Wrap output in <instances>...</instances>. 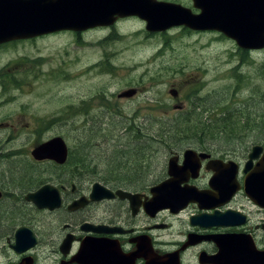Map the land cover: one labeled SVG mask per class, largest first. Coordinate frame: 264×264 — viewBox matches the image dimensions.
Masks as SVG:
<instances>
[{
	"label": "flooded vegetation",
	"instance_id": "flooded-vegetation-1",
	"mask_svg": "<svg viewBox=\"0 0 264 264\" xmlns=\"http://www.w3.org/2000/svg\"><path fill=\"white\" fill-rule=\"evenodd\" d=\"M153 1L161 3L158 7L167 5V13L178 10L185 15L173 18L178 23L167 29L148 31L150 34L214 33L231 40L241 56L257 51L239 46L224 32L255 30V14L256 11L264 13V0ZM93 4V0H89V5L93 7ZM202 11L212 12L204 28H192L191 22L189 26L186 24L190 15L194 19ZM112 18V23L85 31H113L118 23L132 18L146 24L136 15L115 14ZM166 19L165 16L159 21L166 24ZM85 31L70 32L78 40ZM46 35L5 41L0 43V49ZM171 89L175 91L172 109L183 110L177 89ZM6 90L0 88V107L15 100L16 95ZM9 90L21 92L15 88ZM193 91L195 94L190 95L188 101L193 95L201 98L196 89ZM197 103L188 107L193 108ZM14 104L16 102L11 106ZM69 108L79 113L77 107ZM67 119L62 109L47 115L44 110L22 106L13 110L0 108V264H149L150 261L156 263V259L166 264L174 263L175 259L177 264H213L205 260L218 253L217 238H225L239 250L250 243L264 251V197L252 196L249 185H245L249 176L259 171L256 167L261 165L262 152L248 167L252 146L240 156L215 153L206 145H188L170 152L169 156L176 157L175 165L181 167L179 186L189 195L182 196V200L172 206L160 208L151 201L150 189L168 177L167 164L165 175L158 180L144 182L142 176L138 185L124 184L122 179L100 181V187L91 196L95 182L88 183L86 178L79 177L78 158L68 161L67 141L62 134L48 136L47 133L48 128H62ZM58 136L67 145L63 163L33 156V149ZM257 144L264 148V139ZM186 149L193 151L184 161ZM213 213H228L234 225H202L203 216ZM166 235L170 238H165Z\"/></svg>",
	"mask_w": 264,
	"mask_h": 264
},
{
	"label": "rangeland",
	"instance_id": "rangeland-1",
	"mask_svg": "<svg viewBox=\"0 0 264 264\" xmlns=\"http://www.w3.org/2000/svg\"><path fill=\"white\" fill-rule=\"evenodd\" d=\"M147 32L132 18L78 40L61 30L0 49V88L16 95V104L1 110L62 109L66 123L48 128V136L62 134L68 161L86 160L79 177L88 183L120 177L138 185L140 175L153 182L165 175L170 152L188 145L240 156L263 142L264 49L241 56L219 34ZM130 88L135 95L117 96ZM171 88L183 110L172 109ZM194 89L201 98L190 103ZM224 109L234 111L230 117L243 130L222 132Z\"/></svg>",
	"mask_w": 264,
	"mask_h": 264
},
{
	"label": "water",
	"instance_id": "water-1",
	"mask_svg": "<svg viewBox=\"0 0 264 264\" xmlns=\"http://www.w3.org/2000/svg\"><path fill=\"white\" fill-rule=\"evenodd\" d=\"M93 2L94 4L92 7L89 5V0H0V43L12 39L28 38L61 29L80 31L93 25L90 17L99 18V20H103L101 23H106V19L109 15L113 14V11H121L122 9L125 12L136 14L146 20V29L148 30H161L172 24L178 23L177 21H173V18H175L174 14H178L177 12L172 13V17L170 14L166 15V20L172 21H167L166 24H163V22L161 23L159 19L164 18L165 15L163 14L161 16L159 9L164 12L167 8L158 7V4L161 3H156L153 0H93ZM255 15V30L243 34L225 31L224 34L235 39L239 46L248 48L263 47L264 27H262V25L264 26V22L262 21H264V15L258 11ZM209 16L210 15L206 16L203 14L200 16L199 14L195 17L197 18L196 21L195 18L193 20V16L190 15L189 22L186 24L188 25L191 22L190 27L192 28H204V23L208 20ZM241 35L243 36L241 37ZM134 92V89H128L121 92L119 96H131ZM171 93L175 95V91H171ZM261 151L262 147L260 145L252 146L248 154L247 167ZM191 153L192 150L190 149L184 151V161H187ZM32 154L38 159L47 158L53 159L58 163H63L66 159L67 150L61 137H53L33 149ZM175 158L176 157H170L168 160V177L150 189L152 195L151 201L153 200L154 203H158L160 208L174 205L180 201L179 196L187 194H179L180 186L178 187L177 185L181 183V180L178 178L181 167L175 165ZM260 162L261 165L256 167L259 171L253 172L249 176V179H247L248 181L245 182V185H249V193L252 196L264 197V151ZM251 179H255L256 181ZM97 187H100V184L94 183L92 194ZM117 193L124 196H132L127 192L117 191ZM201 224L204 226L234 225V222L230 220L228 213H213L204 215ZM217 239H215V241L219 248L218 253L205 261H209L213 264H264V251H258L251 246L250 243L249 245H243V249L239 250L235 246H232L231 243H227L225 238H219V241ZM165 257L169 258L170 255H165ZM204 258L206 259V257ZM150 260L152 259L150 258ZM156 263L165 264L164 262L158 263L157 259ZM156 263L152 261L149 262V264ZM168 264H177V259H175L174 263Z\"/></svg>",
	"mask_w": 264,
	"mask_h": 264
},
{
	"label": "trees",
	"instance_id": "trees-1",
	"mask_svg": "<svg viewBox=\"0 0 264 264\" xmlns=\"http://www.w3.org/2000/svg\"><path fill=\"white\" fill-rule=\"evenodd\" d=\"M220 113H222V116H224V117H222V120H223L224 122L226 121V122L223 124V126L221 127V128H222V132H224L225 134L232 133V132L237 133V129H238L239 131L244 129V128H243V129L237 128V126H235V121L231 119L230 116H232V115L234 114V111H227L226 109H224V110H222ZM217 114H219V113H217ZM217 114H216V115H217ZM126 129L130 130L131 127L128 125V126H126ZM204 129L210 130L211 128H210L209 126H206V127H204ZM227 130H229V132H227ZM234 130H236V131H234ZM139 136H140V135L138 134V138H139ZM136 137H137V136H136ZM138 141L141 143V140H140V139H138ZM127 158H129V156H127ZM71 160H72V157H71ZM118 160H119V159H118ZM79 162H80V170H81V171H83V170H82L83 168H88V167L90 166V165L87 164L86 160H84V159H80ZM119 167H120V169H121L122 165H120ZM120 169H119V170H120ZM81 174H82V173H81ZM142 176H143V175H140L141 178H139V180L142 179ZM115 179H116V180H119V179H121V178L118 177V178H115Z\"/></svg>",
	"mask_w": 264,
	"mask_h": 264
},
{
	"label": "bare ground",
	"instance_id": "bare-ground-1",
	"mask_svg": "<svg viewBox=\"0 0 264 264\" xmlns=\"http://www.w3.org/2000/svg\"><path fill=\"white\" fill-rule=\"evenodd\" d=\"M169 14H172V13H174L173 11H169L168 12ZM115 14H117L118 16H122V17H127V16H133V15H136V14H131V13H128V12H125V11H123V9L121 10V11H113V14L112 15H109L108 16V18L106 19V23H101V21H103V20H99V18L97 19V18H94V17H90V20H91V22H93L92 24V26L91 27H88V28H86V29H83V30H80V31H78V30H73V29H70L69 31H75V32H81V31H85V30H87V29H91V28H93V27H95V26H100V25H107V24H109V23H112V21H113V15H115ZM136 16H138V15H136ZM92 18V19H91ZM89 20V21H90ZM100 21V22H99ZM170 27V26H169ZM153 31H161V30H153ZM152 31V32H153ZM46 34H51V33H45V34H40V35H36V36H41V35H46ZM32 37H34V36H32ZM29 38V37H28ZM95 183H98V182H95Z\"/></svg>",
	"mask_w": 264,
	"mask_h": 264
}]
</instances>
